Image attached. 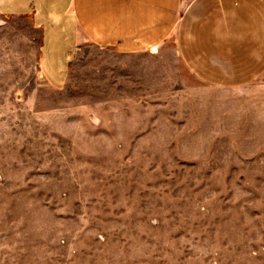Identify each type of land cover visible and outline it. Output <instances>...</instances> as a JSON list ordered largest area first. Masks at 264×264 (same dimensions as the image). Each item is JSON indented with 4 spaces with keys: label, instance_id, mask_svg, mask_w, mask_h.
Here are the masks:
<instances>
[{
    "label": "rangeland",
    "instance_id": "374dc122",
    "mask_svg": "<svg viewBox=\"0 0 264 264\" xmlns=\"http://www.w3.org/2000/svg\"><path fill=\"white\" fill-rule=\"evenodd\" d=\"M26 29L0 18V264H264L263 78L224 93L172 38H80L52 89Z\"/></svg>",
    "mask_w": 264,
    "mask_h": 264
},
{
    "label": "crops",
    "instance_id": "0c3cea01",
    "mask_svg": "<svg viewBox=\"0 0 264 264\" xmlns=\"http://www.w3.org/2000/svg\"><path fill=\"white\" fill-rule=\"evenodd\" d=\"M0 18L26 25L23 49L52 89L63 85L80 38L119 55L172 38L203 86L238 93L263 78L256 93H264V0H0Z\"/></svg>",
    "mask_w": 264,
    "mask_h": 264
}]
</instances>
